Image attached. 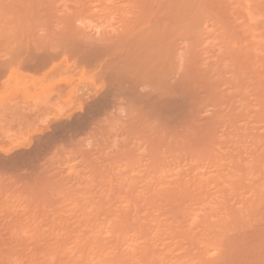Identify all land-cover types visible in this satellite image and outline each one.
<instances>
[{
  "label": "rangeland",
  "instance_id": "374dc122",
  "mask_svg": "<svg viewBox=\"0 0 264 264\" xmlns=\"http://www.w3.org/2000/svg\"><path fill=\"white\" fill-rule=\"evenodd\" d=\"M0 264H264V0H0Z\"/></svg>",
  "mask_w": 264,
  "mask_h": 264
}]
</instances>
